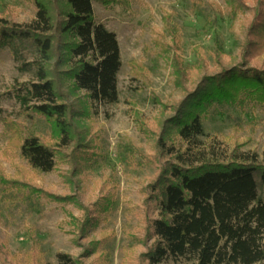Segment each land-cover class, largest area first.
I'll list each match as a JSON object with an SVG mask.
<instances>
[{
    "label": "rangeland",
    "instance_id": "obj_1",
    "mask_svg": "<svg viewBox=\"0 0 264 264\" xmlns=\"http://www.w3.org/2000/svg\"><path fill=\"white\" fill-rule=\"evenodd\" d=\"M55 2L49 10L60 21L66 7ZM253 6L247 0V9L234 14L227 0H125L122 5L94 0L95 22L115 34L119 47L118 100L98 104L75 90L65 73L68 56L57 45L44 67L70 108L73 141L57 152L50 173L33 170L10 143L11 126L46 143L57 141L44 117L16 101L21 85L34 79L35 66L29 65L34 51L25 44L0 51V264H57L58 254L80 264H147L142 255L154 241L148 225L159 209L150 186L169 161L156 145L161 126L203 75L218 71L209 54L216 41L224 52L222 65L237 62ZM35 12L31 0H0V18L28 24ZM196 47L208 60L203 70L196 68ZM174 58L187 72L179 88ZM202 126L194 150L223 160L257 156L261 162L264 105H212ZM168 135L167 146L186 148L175 134ZM259 195L264 197V187ZM159 264L195 263L168 258Z\"/></svg>",
    "mask_w": 264,
    "mask_h": 264
},
{
    "label": "trees",
    "instance_id": "obj_2",
    "mask_svg": "<svg viewBox=\"0 0 264 264\" xmlns=\"http://www.w3.org/2000/svg\"><path fill=\"white\" fill-rule=\"evenodd\" d=\"M31 1L36 12L30 23L0 18V51L23 44L33 49L35 60L29 65L35 66L34 79L21 85L16 101L21 108L44 117L55 130L57 141L46 143L20 126H11L10 143L33 170L50 173L57 152L73 141V128L70 108L61 102L62 95L44 65L56 56L60 45L70 63L65 73L71 86L84 91L91 102L111 105L118 100L121 61L115 34L94 20V0H60L66 7L60 21H55L49 10L56 0ZM227 1L234 14L247 9V0ZM102 2L122 5L125 0ZM252 2L253 13L237 62L223 66L224 52L216 41L209 54L218 71L203 75L178 104L175 115L161 126L156 145L169 161L150 186L151 199L157 200L159 209L158 218L148 225L147 236L154 241L142 255L147 264L168 258L195 264H264V197L259 195L264 187V152L259 162L257 156L240 154L223 160L194 150L196 139L203 134L202 117L212 105H264V0ZM64 38L70 41L61 44ZM195 55L196 68L205 69L208 60L198 47ZM176 61L174 77L179 88L187 72L181 60L174 58ZM168 133L175 134L186 148L167 146ZM57 264L80 261L58 254Z\"/></svg>",
    "mask_w": 264,
    "mask_h": 264
}]
</instances>
